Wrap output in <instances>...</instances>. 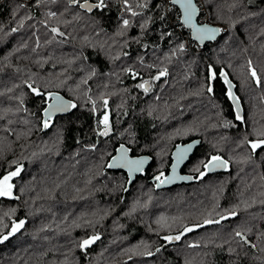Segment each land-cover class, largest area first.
Returning <instances> with one entry per match:
<instances>
[{"label": "trees", "instance_id": "obj_1", "mask_svg": "<svg viewBox=\"0 0 264 264\" xmlns=\"http://www.w3.org/2000/svg\"><path fill=\"white\" fill-rule=\"evenodd\" d=\"M195 1L198 19L222 30L215 41L196 43L170 0H128L136 16L122 0L91 12L69 0H0V176L21 168L13 197H0V233L25 221L0 243V264H264V147L253 152L249 144L264 131V0ZM161 70L167 74L155 79ZM145 81L147 92L137 86ZM28 84L77 107L44 130L45 97ZM105 114L112 131L103 137ZM194 138L199 144L182 172L196 176L216 155L228 168L155 189L150 177L168 170L176 143ZM120 143L151 157L128 187L124 170L106 166ZM185 226L195 229L163 245ZM37 231L45 236L41 255L19 261L28 247L15 246L17 239ZM237 231L256 247L240 243ZM94 235L100 238L79 247Z\"/></svg>", "mask_w": 264, "mask_h": 264}, {"label": "snow or ice", "instance_id": "obj_2", "mask_svg": "<svg viewBox=\"0 0 264 264\" xmlns=\"http://www.w3.org/2000/svg\"><path fill=\"white\" fill-rule=\"evenodd\" d=\"M171 3L173 5H179L180 14H179V21L180 24L189 29L191 32V37L193 40H195L197 43L203 45L205 41H214L217 38V34L220 33L222 30L217 27L210 26L209 24H201L198 20V15L200 12V9L197 7V4L194 2V0H171ZM70 5L78 6L82 9H85L89 12H91L94 8L102 10L106 7L105 0H98L97 3H89L88 0H84L83 3H80V0H69ZM124 6L125 8L131 12L133 16L138 15L137 12L132 11L131 6L128 4V0H124ZM142 6V5H141ZM48 15L50 17H55L57 15L56 12H49ZM163 19V17H162ZM129 24L128 20L123 21V25L127 27ZM17 29L13 28L12 31L15 32ZM51 32L55 35L63 36L64 33L60 32V30L57 27H52ZM170 35V33H169ZM185 45L182 43L179 45L180 50H183ZM251 64V62H249ZM208 86H207V92L212 93L213 88L211 86V81L216 79V73L213 71L212 67L209 66L208 69ZM167 74L166 70H161L159 72V75L155 77V79H159L162 76H165ZM250 74L251 77L255 79L257 85L261 83L260 77L257 76V72L254 68L250 67ZM220 76L223 78L224 83L228 86L227 89V96L230 100H232L236 104V119L242 120V116L240 115V109H239V99L235 96V94L232 91L233 85L230 80H228L227 74L223 71L220 73ZM148 84L147 81L144 83H141L137 85L139 88L144 89L145 92L148 91V87L146 85ZM28 88L31 89L33 93H35L37 96H43L45 97V101L47 102V107L44 108L43 113L44 116L47 117L43 121V127L48 128L50 126V120L56 113H65L70 111L71 109H74L77 107V105L71 101L65 100L63 97H61L56 92H43L38 87H33L32 84H28ZM104 106L107 107L108 101L104 100ZM93 104V111L96 110L95 101L92 102ZM100 123L103 125V131L99 133V135L106 136L109 132V117L107 114L103 116V119L100 121ZM258 139L255 141H249L250 147L253 152H255L257 149H261L264 147V131L257 133ZM247 140V137H245ZM177 152L174 154L177 164L184 161L187 158L188 152L191 150V145H188L187 147L180 148L179 146ZM119 155L112 157L111 163H109V168H126L128 170L129 176L131 177L133 173H139L143 172L144 170V164L146 163L147 158L146 157H140V158H130L128 156V152L130 149H126L123 145L120 146V148L117 150ZM203 167L207 170H212L214 168H227L228 162L223 160L220 156H212L207 162H202ZM199 171V169H197ZM21 168L16 167L14 171H8L6 174L0 176V197H13V189L15 185L12 183V180L14 177H17L20 175ZM200 176L205 175V172H199ZM163 173L155 177V180L159 183L157 184V187L164 183L171 182L170 178L164 177ZM182 179H191V177H182ZM237 213L235 211L230 212L228 216H221L219 220H205L204 224H211V223H220L221 220L228 219L230 216L234 217ZM25 224L24 220H19V222H13L10 230L7 232V234L0 233V243H3L4 241L8 240L11 235H13L15 232H17L19 229H21ZM202 225H197V227H201ZM5 228H8V225H4ZM193 231V228L191 227H183L180 234H177L175 236L173 235H166L163 237L165 241L172 242V241H179L181 239V236L185 233ZM235 236L239 238V242L243 244H249L250 247L255 248V244H251L249 239L245 236L244 232L237 231L235 233ZM100 237L98 235H94L88 239H84L79 244V247L81 249H86L89 245L94 243L96 240H98ZM193 247L197 245H191ZM157 252L160 251L159 248L156 249ZM145 255L151 256L153 253L151 251H145L143 253Z\"/></svg>", "mask_w": 264, "mask_h": 264}, {"label": "water", "instance_id": "obj_3", "mask_svg": "<svg viewBox=\"0 0 264 264\" xmlns=\"http://www.w3.org/2000/svg\"><path fill=\"white\" fill-rule=\"evenodd\" d=\"M84 1H82V2H80V3H83ZM88 2L89 3H94V2H92V1H90V0H88ZM170 2H171V0H170ZM194 2L196 3V1L194 0ZM197 4V3H196ZM178 9H179V5H175ZM197 7H198V5H197ZM199 8V7H198ZM82 9V8H81ZM83 10H85V9H83ZM179 13H180V9H179ZM200 13V12H199ZM198 17H199V15H198ZM199 20V19H198ZM199 22L201 23V24H209L210 26H213V27H217V28H220L219 26H217V25H214V24H211V23H208V22H202V21H200L199 20ZM190 31V30H189ZM221 33V32H220ZM220 33H218L217 34V38L219 37V35H220ZM190 36H191V32H190ZM192 38V37H191ZM216 38V39H217ZM195 41V40H194ZM215 41V40H214ZM196 42V41H195ZM206 42H212V41H205L204 43H206ZM197 43V42H196ZM199 44V43H198ZM201 45V44H200ZM228 80H230L229 78H228ZM231 81V80H230ZM232 83V82H231ZM232 85H233V88H232V91H233V93L235 94V96L236 97H238L237 95H236V93H235V91H234V84L232 83ZM146 87H148V84L146 85ZM226 87H227V89H228V86L226 85ZM52 92H56V91H52ZM56 93H58L61 97H63L65 100H67V101H71V102H73L72 100H70V99H68V98H66L64 95H62L61 93H59V92H56ZM239 99V98H238ZM230 102H231V104L233 105V107H234V109L236 110V104L232 101V100H230ZM46 107H47V105H46ZM241 102H240V99H239V109H240V114H242V111H241ZM69 112V111H68ZM65 113H67V112H65ZM65 113H56L55 115H53V117L52 118H54L56 115H61V114H65ZM51 118V119H52ZM45 119H47V117H45L44 116V113H43V121L45 120ZM42 129H44L45 130V128L44 127H42ZM103 131V127L101 128V131L100 132H102ZM111 131H112V127H111V124H110V122H109V132H108V135L111 133ZM103 136V135H102ZM107 136V135H106ZM106 136H103V137H106ZM199 138H195V139H193V140H190V141H187V142H178V143H176V145L174 146V148H173V150H172V152H171V162H170V165H169V171H168V173L167 174H165L164 172H161V173H163L164 174V176L162 177V178H164V177H168V178H170V180H171V182H169V183H164V184H162V185H160L159 187H157V184L159 183L158 181H156L155 180V177L156 176H158V175H160L161 173H158V174H156L155 176H153L151 179H150V181L151 182H153L154 183V188L155 189H161V188H166V187H171V186H174V185H177V184H181V183H189V182H191V181H194V180H198L199 178H201L202 176H200V174H198L196 177H194L193 175H191V174H184V173H181L180 172V170H181V168H182V166L184 165V163L188 160V158L190 157V155L192 154V152L194 151V149H195V147L199 144ZM121 145H123L126 149H129V147L127 146V145H125L124 143H120V144H118L117 146H116V148H115V153L110 157V159H109V161H108V164H107V168H109L108 167V165H109V163H111V161H112V157H114V156H118L119 155V153H118V149L120 148V146ZM188 145H191L192 147H191V150L188 152V155H187V158L184 160V161H182V162H180L179 164H177V161H176V158H175V153L177 152V150H178V147L177 146H179L181 149L182 148H184V147H187ZM128 156L130 157V158H133V159H135V158H140V157H146L147 158V160H146V163L144 164V170L147 168V166L149 165V163L151 162V157L149 156V155H147V154H141V155H131L130 154V151L128 152ZM212 157V156H211ZM222 158V157H221ZM223 160H225L224 158H222ZM226 161V160H225ZM227 168H228V166H227ZM227 168H214V169H212V170H207V169H204L202 172H205V174H209V173H214V172H220V171H223V170H225V169H227ZM110 169H120V170H124L126 173H127V177H128V179H127V183H126V187H128L129 186V184L135 179V177L136 176H138V175H140V174H142L143 172H144V170H143V172H139V173H133L132 174V176L130 177L129 176V173H128V170L126 169V168H110ZM182 177H191V179H182ZM191 228H193V230L195 229V227H191ZM178 234H180V233H178ZM177 235V234H176ZM174 236V235H173ZM182 237V236H181ZM169 242L168 241H166L163 245H166V244H168Z\"/></svg>", "mask_w": 264, "mask_h": 264}, {"label": "rangeland", "instance_id": "obj_4", "mask_svg": "<svg viewBox=\"0 0 264 264\" xmlns=\"http://www.w3.org/2000/svg\"><path fill=\"white\" fill-rule=\"evenodd\" d=\"M121 6H122V8H123V6H124V0H122V2H121ZM123 21L124 20H127V18L126 17H123V19H122ZM100 35H101V33H99ZM99 34H95V36H98ZM229 41H226V43H228ZM228 45V44H227ZM229 47V46H228ZM204 104H205V106H207V107H209V108H211V104L208 102V101H205L204 102ZM251 129H253V127L251 128ZM255 129V128H254ZM100 131H101V129L99 130V133H100ZM14 194V193H13ZM44 206H46V208H45V210L47 209L48 210V208H50L49 206H47V205H44ZM34 209L32 208V211H33ZM33 235L28 239L29 241H27V240H25V239H21V240H18L17 239V241H16V244H15V246L16 245H19V246H21V245H24V246H26V247H28L27 249H26V254H25V256L22 258V260H20L19 259V261H24L26 258H27V256L28 255H30L31 257H33V256H35V254H39V255H41V251L40 252H38V250H40L41 249V247L40 246H42L41 245V241H42V239L44 240L45 239V236H44V234L43 233H40V232H33L32 233ZM39 240V241H35V242H33L34 240ZM41 239V240H40ZM88 239V238H87ZM32 242V243H31ZM29 243V245H27ZM9 256H11L10 258H13V254H10ZM9 259V258H8ZM17 259V257L15 258V259H13L14 261ZM20 263V262H19Z\"/></svg>", "mask_w": 264, "mask_h": 264}, {"label": "bare ground", "instance_id": "obj_5", "mask_svg": "<svg viewBox=\"0 0 264 264\" xmlns=\"http://www.w3.org/2000/svg\"><path fill=\"white\" fill-rule=\"evenodd\" d=\"M82 1H84V0H81L80 2H82ZM94 3H95V2H94ZM227 77H228V76H227ZM228 78H229V77H228ZM231 82H232V81H231ZM232 83H233V82H232ZM46 105H47V102H46ZM46 105H45V107H46ZM231 105H232V104H231ZM45 107H44V108H45ZM232 107H233V105H232ZM241 107H242V106H241ZM44 108H43V110H44ZM43 110H42V125H43ZM233 110H234V113H235V116H236V110L234 109V107H233ZM241 111H242V114H243V110H242V108H241ZM242 114H240V115L242 116ZM102 127H103V126H102ZM102 127H101V128H102ZM194 139H195V138H194ZM192 140H193V139H192ZM114 153H115V152H114ZM114 153H113V154H114ZM210 158H211V157H210ZM210 158H209V159H210ZM109 159H110V158H109ZM209 159H208V160H209ZM208 160H207V161H208ZM108 161H109V160H108ZM207 161H206V162H207ZM107 164H108V162H107ZM107 164H106V166H107ZM181 169H182V168H181ZM204 169H205V168H204ZM204 169H203V170H204ZM203 170H202V171H203ZM168 171H169V166H168V170H167L166 172H165V171L157 172V173L153 174V175L150 177V179H151L153 176H155L156 174L161 173V172H164L165 174H167ZM202 171H201V172H202ZM180 172H181V173H184V174H190V173L182 172L181 170H180ZM191 175H192V174H191ZM197 175H198V174H197ZM197 175H196V176H197ZM193 176H194V175H193ZM196 176H194V177H196ZM150 182H151V181H150ZM152 183H153V182H152ZM153 186H154V183H153Z\"/></svg>", "mask_w": 264, "mask_h": 264}, {"label": "flooded vegetation", "instance_id": "obj_6", "mask_svg": "<svg viewBox=\"0 0 264 264\" xmlns=\"http://www.w3.org/2000/svg\"><path fill=\"white\" fill-rule=\"evenodd\" d=\"M203 169H204V168H203ZM203 169H202V170H203ZM181 171H182V169H181ZM192 175H194V176H195V174H192Z\"/></svg>", "mask_w": 264, "mask_h": 264}]
</instances>
